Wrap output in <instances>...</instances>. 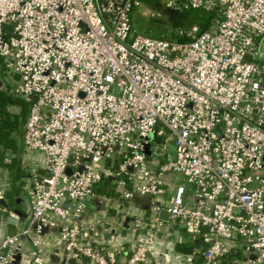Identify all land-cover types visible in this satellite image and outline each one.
<instances>
[{
    "label": "built area",
    "instance_id": "obj_1",
    "mask_svg": "<svg viewBox=\"0 0 264 264\" xmlns=\"http://www.w3.org/2000/svg\"><path fill=\"white\" fill-rule=\"evenodd\" d=\"M139 3L0 0V92L25 109L21 154L42 155L25 168V216L0 165V264H25L21 242L45 264L49 234L66 257L144 264L145 240L110 244L97 213L136 195L150 204L132 234L166 226L198 244V264H264V0L169 1L209 15L173 37L137 33ZM0 155L15 156L1 139Z\"/></svg>",
    "mask_w": 264,
    "mask_h": 264
},
{
    "label": "crops",
    "instance_id": "obj_2",
    "mask_svg": "<svg viewBox=\"0 0 264 264\" xmlns=\"http://www.w3.org/2000/svg\"><path fill=\"white\" fill-rule=\"evenodd\" d=\"M22 122V120H21ZM20 122V124H21ZM19 124V128H20ZM19 129L14 135L17 137V150H14L15 156L11 160L12 168L5 165H0L7 168L2 174L8 177V187L5 190V198L8 206L19 210L23 216L27 213V195L24 185L28 182V171L25 168L32 166H42V155L39 152L21 154L22 150L19 146ZM3 179V178H2ZM1 179V180H2ZM16 188L17 193L14 195L15 203L10 202L9 192ZM98 199L97 213L101 216L107 217L108 228H119L124 231L122 234L111 235L105 239L114 246H128V244L135 239L145 240L148 248V259L144 264H198L200 257L197 254L198 244L188 238L181 230H174L164 227H154L151 233L145 237L147 227L143 224L136 235L132 234V219L131 214L142 215L149 213L150 199L147 195H136L127 201L116 203L115 209L108 207L107 203ZM160 219L167 220V213L161 212L158 214ZM20 221V220H19ZM3 232H10L16 228L15 222H8L5 219V224L2 226ZM179 237H182V242H179ZM47 246H51L50 254L46 255L45 264H89L84 258H70L66 257L63 252V247H52L55 240L54 234H49L44 237ZM22 251V260L25 264L28 263V245L24 248L22 242L20 243ZM195 254L197 257H195ZM191 255L193 261L186 263L184 260L186 256Z\"/></svg>",
    "mask_w": 264,
    "mask_h": 264
},
{
    "label": "rangeland",
    "instance_id": "obj_3",
    "mask_svg": "<svg viewBox=\"0 0 264 264\" xmlns=\"http://www.w3.org/2000/svg\"><path fill=\"white\" fill-rule=\"evenodd\" d=\"M172 0H143L133 10L132 23L137 33L152 37H168L176 28L199 25L192 14L178 13L168 6ZM201 13V11H199ZM164 35V36H162Z\"/></svg>",
    "mask_w": 264,
    "mask_h": 264
},
{
    "label": "trees",
    "instance_id": "obj_4",
    "mask_svg": "<svg viewBox=\"0 0 264 264\" xmlns=\"http://www.w3.org/2000/svg\"><path fill=\"white\" fill-rule=\"evenodd\" d=\"M140 2H143V0H140ZM178 13L192 14L193 16H195L194 17L195 19L199 20L200 26H203L209 17V15L206 12L199 13V11L197 10H185L184 12H178ZM132 15L133 12L131 14V20H132ZM183 28L186 29L187 27H183ZM165 36L173 37L174 33L172 31L171 34ZM16 103L22 104L19 98L12 97L4 92H0V139L3 148L12 151L17 150V139H16L17 137H15L14 133L18 132L19 124L23 119L25 112L24 108L21 110L20 114H12L7 110V106L9 104H16ZM0 163L10 168L13 167L11 163H3L1 155H0ZM107 185L108 184L105 183L103 187L97 190V192L104 194L111 193V190ZM16 193L17 190L15 187L9 192L11 203H15L14 195Z\"/></svg>",
    "mask_w": 264,
    "mask_h": 264
},
{
    "label": "water",
    "instance_id": "obj_5",
    "mask_svg": "<svg viewBox=\"0 0 264 264\" xmlns=\"http://www.w3.org/2000/svg\"><path fill=\"white\" fill-rule=\"evenodd\" d=\"M21 216H22V214H21V212L19 213ZM23 216H24V214H23ZM6 220L8 221V222H15V219L14 218H12V217H10V216H7L6 217ZM123 234L124 233V231L123 230H121V229H119V228H106V229H104L102 232H101V235H102V237L104 238V239H108L111 235H117V234Z\"/></svg>",
    "mask_w": 264,
    "mask_h": 264
}]
</instances>
